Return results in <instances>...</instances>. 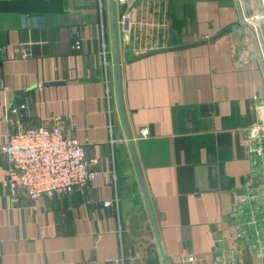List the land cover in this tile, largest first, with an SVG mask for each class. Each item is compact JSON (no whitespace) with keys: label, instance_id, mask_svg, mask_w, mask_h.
I'll use <instances>...</instances> for the list:
<instances>
[{"label":"crops","instance_id":"0c3cea01","mask_svg":"<svg viewBox=\"0 0 264 264\" xmlns=\"http://www.w3.org/2000/svg\"><path fill=\"white\" fill-rule=\"evenodd\" d=\"M115 13L123 105L168 263L260 264L264 163L248 139L264 124V63L244 49L261 16L239 0H115ZM113 61L109 0H0V148L60 117L100 159L88 188L30 205L2 186L0 151V264H163Z\"/></svg>","mask_w":264,"mask_h":264},{"label":"built area","instance_id":"2783aa9c","mask_svg":"<svg viewBox=\"0 0 264 264\" xmlns=\"http://www.w3.org/2000/svg\"><path fill=\"white\" fill-rule=\"evenodd\" d=\"M132 19L124 17L123 29L129 30ZM85 39L80 38L72 45L81 50ZM23 56L26 52L23 50ZM261 128V127H260ZM260 128H254L248 139L251 151L260 155L264 163V147L255 146L252 140L258 137ZM0 151L7 158V173L1 184L13 200L34 205L39 199H52L78 189H86L96 179L100 159L89 153L87 140L80 141L66 134L61 118L56 117L50 126L19 127L2 144ZM110 206L111 202H102ZM255 222L249 221L253 225ZM256 229V228H255ZM246 245L256 241L253 228L246 224L237 234ZM250 248V246H249ZM257 261L264 263V245L257 247ZM111 264H127L124 256L114 259ZM170 264H206L204 258L193 253H182L172 258Z\"/></svg>","mask_w":264,"mask_h":264},{"label":"water","instance_id":"95a60500","mask_svg":"<svg viewBox=\"0 0 264 264\" xmlns=\"http://www.w3.org/2000/svg\"><path fill=\"white\" fill-rule=\"evenodd\" d=\"M110 1V9H111V29H112V39H113V57H114V70H115V81H116V92H117V100H118V107H119V111H120V115H121V120L124 126V130H125V134H126V138L128 140L129 143V147H130V151L132 154V158L137 170V174L139 176V180H140V184L142 187V191L144 194V198L147 204V208H148V212L150 215V219L152 221V224L154 226L155 229V234H156V242L159 248V252H160V256L162 259V263L163 264H169L166 258V255L163 251L162 245H161V241L160 238L158 236V232H157V227H156V222H155V216L152 210V207L150 205V201L148 198V194L146 191V187L142 178V173L140 170V165L138 162V157L136 154V150H135V146L132 140V135L130 133V129L128 126V122H127V118H126V113H125V109H124V105H123V97H122V83H121V74H120V57H119V50H118V33H117V20H116V13H115V0H109Z\"/></svg>","mask_w":264,"mask_h":264},{"label":"rangeland","instance_id":"374dc122","mask_svg":"<svg viewBox=\"0 0 264 264\" xmlns=\"http://www.w3.org/2000/svg\"><path fill=\"white\" fill-rule=\"evenodd\" d=\"M239 1L242 5V11L246 13H255L261 16V19H258L255 26L250 25L251 29L245 30L248 33L245 34V36H247L248 39V42L246 41L247 43L245 44L248 45L249 47V45L252 46V44L255 43V46L257 45V47L256 48L251 47L250 49L246 47L244 50L249 55L254 54V59H258L259 56L260 60L264 63V50H262V48L260 47V44L262 43L264 46V35L262 34V31H264V7H263L264 0H239ZM259 33H261V35H259ZM252 144L255 146L262 145L264 147V124L263 126H261L258 132V137L255 140L254 139L252 140ZM254 153L255 156L257 157L256 161L257 159L259 160L260 158H262L256 152ZM255 223L257 224V220H255Z\"/></svg>","mask_w":264,"mask_h":264}]
</instances>
